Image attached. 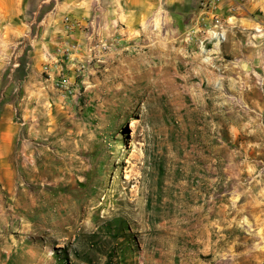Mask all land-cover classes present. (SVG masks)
<instances>
[{
    "label": "rangeland",
    "instance_id": "374dc122",
    "mask_svg": "<svg viewBox=\"0 0 264 264\" xmlns=\"http://www.w3.org/2000/svg\"><path fill=\"white\" fill-rule=\"evenodd\" d=\"M61 3L0 0V108L18 128L0 264H264V19L218 42L184 24L100 32L94 13L78 38L65 12L39 44Z\"/></svg>",
    "mask_w": 264,
    "mask_h": 264
},
{
    "label": "crops",
    "instance_id": "0c3cea01",
    "mask_svg": "<svg viewBox=\"0 0 264 264\" xmlns=\"http://www.w3.org/2000/svg\"><path fill=\"white\" fill-rule=\"evenodd\" d=\"M204 1L215 6V11L213 12L221 19L222 26L215 27L213 25L212 13L202 8V2ZM68 2L70 4H58L53 17L50 16L39 23L40 31L35 33L38 35V38L40 37L39 44L44 43L49 37L55 38L64 32L65 24L60 15L65 12L72 13L70 19L76 22V24L73 26L71 34L78 38L85 37L88 32L87 29L90 27H92L91 29H95V24L91 26L85 20L94 13L101 17L100 21H98V30L100 32L115 31L128 37H136V33H142L141 29L143 28L144 22L157 24L158 30L160 29L161 23H165L169 29L171 28V24H175V26H183L184 24L187 30L190 29L194 32L199 30L212 34V31H220L221 33H224V30L233 32L246 31L245 29L253 28L261 24V20L264 19V0H108V4L117 8L119 11L113 20H104L102 18L103 8L99 7L101 5L99 4L101 3L100 1L68 0ZM1 9L3 10L0 7V11ZM108 12L111 15L114 13L112 10ZM26 24L28 25L29 23ZM27 25H24L22 21L16 25V33L21 34L23 36L22 39L25 41L30 40L33 35L29 32L30 27ZM50 42L45 41L47 45ZM43 46L46 47V45H42L41 48ZM56 46H59L58 41H56ZM59 47L57 48L58 50L61 48ZM23 51H25L24 47L18 50L16 55L21 56ZM25 52L27 55H30L32 50ZM46 53H36L35 61L40 64L44 62L50 69L59 67L57 64L58 54L56 52H49L50 57H47ZM23 55V61L14 60V68L29 66L26 63V55ZM5 97H7V94L4 92L1 94L0 100ZM17 133L18 128L11 107H1L0 216L12 209V200L17 194V172L13 163V152L17 140ZM256 258L257 254L253 260Z\"/></svg>",
    "mask_w": 264,
    "mask_h": 264
},
{
    "label": "built area",
    "instance_id": "2783aa9c",
    "mask_svg": "<svg viewBox=\"0 0 264 264\" xmlns=\"http://www.w3.org/2000/svg\"><path fill=\"white\" fill-rule=\"evenodd\" d=\"M202 8L205 9L207 12H211L212 14V20H213V25L215 27H218V26H222V22H221V19L216 15L214 14L213 11H215V6L213 4H210L209 2L207 1H204L202 2ZM65 21H70L68 17L65 18ZM93 21H90L89 24L92 26L93 25ZM70 27H73L72 25H68L67 28L69 29ZM213 33V38L214 39H217V41L219 42V40L223 39L224 38V34L221 33L220 31H212ZM60 86L62 87H66V82L65 81H62L60 84ZM67 93L68 94H73V91L70 89L67 88Z\"/></svg>",
    "mask_w": 264,
    "mask_h": 264
},
{
    "label": "trees",
    "instance_id": "16d2710c",
    "mask_svg": "<svg viewBox=\"0 0 264 264\" xmlns=\"http://www.w3.org/2000/svg\"><path fill=\"white\" fill-rule=\"evenodd\" d=\"M119 226V224H117V227ZM119 228V227H118ZM112 229V228H111ZM119 231H121L120 229H117L115 232H114V230H113V233H112V235L114 236V237H118V232ZM125 253L127 252V249H124L123 250ZM63 264H67V263H63ZM106 264H109V262L107 261L106 262Z\"/></svg>",
    "mask_w": 264,
    "mask_h": 264
}]
</instances>
